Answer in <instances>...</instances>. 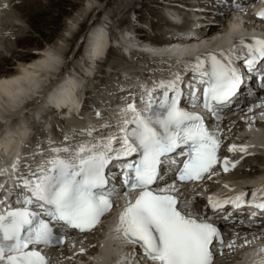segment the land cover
<instances>
[{
  "label": "snow or ice",
  "instance_id": "obj_1",
  "mask_svg": "<svg viewBox=\"0 0 264 264\" xmlns=\"http://www.w3.org/2000/svg\"><path fill=\"white\" fill-rule=\"evenodd\" d=\"M231 7L243 11L239 2ZM258 15L264 19V10ZM252 40L246 44L245 38H239L231 55L221 51L223 60L205 53L186 62L191 64L196 81L187 85L191 89L187 103L193 109L201 107L197 84L204 85L203 109L211 117L221 118V110L231 104L244 83L233 55L243 60L249 73L256 72L264 62V38ZM259 79L264 88V68L259 69ZM180 80L177 75L175 80L160 81L155 88L145 86L139 101L147 105V113L135 99L131 100L121 109L131 118L124 119L122 127L117 126V133L104 136L103 131L90 128L86 135L94 143L76 142L79 134L65 136L62 146L49 142L48 151H41L40 163L18 160L12 165L13 171L20 173L15 199L19 206L0 214V264H52L39 250L41 247L62 245L74 231H93L122 196L127 200L115 231L122 233L127 243L138 245L147 260L154 264H213L215 246L223 243L219 227L201 214L204 210H182L180 189L175 183L160 186L170 172L181 182L202 180L206 175L211 179L219 161L220 132L210 130L202 114L182 106L185 94L178 87ZM94 133L101 138L96 140ZM228 150L246 152V146L232 145ZM21 163L26 171H21ZM229 167L235 165L225 158L224 171ZM245 195L210 196L208 205L219 219L217 213L225 211V205L241 208ZM249 206L264 212V201ZM116 264L133 261L126 252Z\"/></svg>",
  "mask_w": 264,
  "mask_h": 264
},
{
  "label": "bare ground",
  "instance_id": "obj_2",
  "mask_svg": "<svg viewBox=\"0 0 264 264\" xmlns=\"http://www.w3.org/2000/svg\"><path fill=\"white\" fill-rule=\"evenodd\" d=\"M11 1L12 0H0V9L5 10V12L0 10V13H1V15H0V17H1L0 26L7 24L8 28L13 29V27H14L13 24L7 22V20H5V18H4L5 17L4 14L6 13V9L3 7L4 4H8V3L10 4ZM48 1L50 4L54 3L53 2L54 0L53 1L48 0ZM155 1H156L155 4H153V2H154L153 1L152 3H149L148 5L145 6L144 11H146V13L147 12L150 13L151 12L150 8L154 7L153 9H155L159 3H162V4L167 3V0H155ZM173 1L174 2L175 1L176 2H182V3L186 1L185 4L187 6H192L190 8H193V10H192L193 13L190 12V14L196 15L198 13V14H203L204 17L211 16V13L209 12V10H211L212 8H211V6L208 5V2H206L207 0H173ZM191 1H196V3H194L192 5L190 3ZM31 2H39V4L42 7L40 0H17V2L14 3V6L21 9V7H23L24 3H26L25 5L28 6L31 4ZM168 2H171V1H168ZM90 5H93V4L89 3V5H86V6L90 7ZM166 5H168V4H166ZM41 7H39V8H41ZM96 7H98V5H96ZM96 7H92L90 10H88L87 14H85V17H87L88 14H90V11L92 9H95ZM197 8H199V9H197ZM173 9H175V8H171L169 10V12L171 13V11ZM202 9H206V11H202ZM178 10H179V8H178ZM101 14L102 13H99V17L97 18V20L91 24V26H90L91 28L89 27V30L87 31V32L90 31L89 34H87V32H86V34L84 36V47L83 48H84L85 53H84L83 57H81V59H82L81 64L78 63V65H80V66H77L80 69L83 65H85L86 70L92 71L93 68L91 67V65H89L87 63V58L92 60V61L95 60L94 59L95 57L100 56L98 54L97 50L101 49V51H100V53H101L103 50L102 48L105 45L104 36H105V32L107 29H104L105 27L103 28V27L99 26L100 23H97V22H99V18L101 16ZM159 14H158V16H160V17L158 19H160V21L162 23V24L161 23L160 24L162 26H165V27H170L171 23H170V20L168 19V16H167L169 13L165 11V13L160 12ZM203 16H201L200 19H198V20H203L204 19ZM152 18H153V16L150 18L147 17L145 19L147 22L146 26H148V27L150 26V23H151L150 19H152ZM225 18H228V16L223 17V19H225ZM2 19L4 20V22H2L3 21ZM220 19H222V18H220ZM109 20H111V18ZM145 20H143V21H145ZM138 21H140V20H138ZM220 21H222V20H220ZM262 23H263L262 21L251 20L250 25L248 27H249V29H253V30H262L264 28L263 27L264 24H262ZM216 24H217V26H211L208 28L216 27V28H214V30L219 31V32H223L226 24L224 22L223 23H216ZM179 25H182V24H179ZM159 28H161V27H159ZM174 29H176V27H174ZM147 30L148 29L141 32L143 37L149 35ZM234 31H235V29H234ZM74 32L75 31L71 32L67 36L66 40L69 38L71 39L74 35ZM206 35H208V34H206ZM243 35H245V34H243ZM24 36L25 35L18 37L17 40L20 41L21 38ZM119 37H120V43L128 50L129 54L131 56H136L135 58L139 59L138 64L140 67H138V68H141V65H144L143 64L144 56L140 55L139 51H135L132 47L138 41L136 39H132V38L128 37L127 35H124V32L119 33ZM203 37H205V35H203ZM0 38H4V37L0 36ZM157 42H159V41H157ZM206 44H208V42H206ZM57 46L58 45H53V46L45 47V49L43 47L33 49V51H31V52L35 55L30 56L28 54H25L26 57L25 56L24 57L26 59H24V61L20 63V66H18V68H17V66L14 68V70H15L14 73H5V74H2L0 76V166L3 168H7V170L9 171L10 179H6L5 181H6V185H8V183H10V185H12L13 189H11V192H13L15 187H16V184H15L16 180L13 179V176L17 175V172H14L12 169L13 162L10 161V159L13 157V155L11 154V150L14 149V145L16 143L19 142V144L21 145L20 141H22V139H23L22 135L25 136V134L30 130L35 131L34 129L37 125V120L35 117H33V114L36 115V113L38 112V105L40 104V102H43L45 100L44 94H42V95L40 94L41 96L38 99V103L36 105L37 108L33 109L31 111V113L28 112L29 115L23 114V109L30 106V104H31V107L33 105H35L34 99L39 95L40 91H41V93H43V92L47 93L49 91V88L53 86L54 83L49 79L51 76H53L60 69V67H61L60 65L62 64L63 60L65 59L64 55L67 54V51H69V49L64 45L60 44L59 47H57ZM144 46L150 54L151 53L154 54V57L156 59H160L161 56L156 55L155 53L163 54V55H169L173 52L175 55H181L182 54V51L177 50L178 48L166 49L167 46H163L161 48H155V51H154V47L152 45L147 43V44H144ZM9 48H10V50L12 49L13 53H15L17 51L13 47L11 48L9 46ZM78 48H79V53L82 54L81 44H79ZM149 49L151 51H149ZM0 55H2L1 51H0ZM3 55H5V54H3ZM6 56L8 57V55L0 57L1 58L0 63H1V60H4V57H6ZM20 56L22 57L23 55L21 54ZM154 63L155 64L153 66L161 68L160 63H157V62H154ZM103 64H105V62ZM134 68H135V66L132 65V70H134ZM175 68H177V67H175ZM123 69H126V68H121V70H123ZM117 70L118 69L112 68V71L108 70L109 71L108 73H109V75H117L118 74ZM124 72H128V71L124 70ZM162 73H163L162 71H160L159 74L156 73V79L157 80H162L166 76V75H163ZM152 78L155 79V74L152 75ZM71 79H73V77H71ZM73 81H74L73 83H72V80L68 83L70 88H72L73 84L75 86L77 83H79V81L77 79H74ZM80 81H83V80H80ZM122 81L127 83V84H130V85L132 84V82H134V80L131 78V76H129V77L125 76L123 79L120 80V83ZM66 87L67 86L65 85L64 88H62V89L65 91ZM115 88L113 87V88H111V90L115 89ZM107 90H108V88H106L104 92H106ZM63 96H65V98H66L67 94L64 93ZM48 97L51 100L54 99L53 102H55V100H57L58 103L64 102V100L62 99V94L60 93V89H59V91H57V87L55 88L54 91L48 92ZM256 104L259 105L260 107L255 108V110H253V112L248 113L247 115H244L243 116V119H245L244 122H242V121L239 122V126H238V129L240 132L239 136L242 139H244L245 138V132L247 130H250V135L251 136L252 135L259 136V138H260L259 145L262 144L264 146V99H259L256 102ZM104 110H106V111H104ZM114 110H115V108H113L112 104L110 105L109 108L103 106L102 112L106 113L103 116L104 120L109 117V112H111V111L115 112ZM80 112L83 115H85L89 121H93L94 125H97L102 120V119H96L92 113H90L86 110L81 109ZM18 113L20 115V118H17ZM12 119H13V122L11 121L12 123H8V120L10 121ZM29 119H33V121H32L33 122V128L31 126V122L29 121ZM77 119H79L78 116H73L71 114V116L69 118V122H72V123L78 122V124L83 125V121H81L80 119L79 120H77ZM65 121H67V119H65ZM55 122L60 123L61 121L59 119H56ZM39 137H40V139H42V138H44V135L40 133ZM33 149L36 150L37 148L33 147ZM262 151H264V149ZM37 156L41 157V153L39 152ZM36 157H34L32 155V156H30V159L35 161L36 163H38L36 161ZM244 157L242 159H240V161L238 162L240 164H243L242 169L248 163H251V161H253V160L254 161H263L264 160L263 156H261V155H255L254 157H245V158ZM19 167H20V165H19ZM253 167H255V166L253 165ZM257 172H258L257 170H253V173H257ZM240 173H241L240 176H246V175H250L252 172L247 171V172H240ZM235 177L237 178L238 176H234V174H232V172H230V173L226 174V176L223 178V181L227 180V179L230 180V179H233ZM242 183L243 182H239L238 184H242ZM218 185H219V183H211L209 186H210L211 190L212 189L217 190ZM236 186H237V184L231 185L230 187L223 186L222 189L228 190V189H232ZM191 200L195 201L194 205L196 206V209L198 211L204 210V207H202L204 200H201V199L195 198V197L191 198ZM236 226H238L239 228L244 229V230H246L248 228V225L243 224V223L237 224ZM101 233H102V235H100V234L98 235V237L100 238L101 244L97 245V246L96 245L91 246V249L87 250L85 253L87 255H90V254L97 253L99 251V249H101L100 255L107 256L110 258V257H112L113 253H115L116 251H118L122 247V245L121 244H119L118 246L113 245V242L115 241L116 238L113 237L114 235H112L113 232H112L111 228H102ZM244 233H245V231L243 232L242 235H244ZM243 238H250V237H243ZM94 239H89L87 241V244L85 245V247L87 245L94 243ZM254 240H256V239L254 238ZM234 245L237 247L236 248L237 250L235 251L236 254L234 252L233 253H234V255H237V257L233 256L235 258V261L234 262L233 261H230V262L227 261V262H225L226 264H264V259L262 258V254L253 247L254 246L253 242H250L249 244L246 245L245 242L237 240V241H235ZM242 255H243V259H242ZM255 255H256V257H255ZM81 258L84 259V256L82 255ZM222 264H224V261Z\"/></svg>",
  "mask_w": 264,
  "mask_h": 264
},
{
  "label": "rangeland",
  "instance_id": "obj_3",
  "mask_svg": "<svg viewBox=\"0 0 264 264\" xmlns=\"http://www.w3.org/2000/svg\"><path fill=\"white\" fill-rule=\"evenodd\" d=\"M40 1L42 7L39 4V2H31V4L28 6H26L25 5L26 3H24L21 9L14 6V3L17 2V0L11 1L10 6L13 8V10L12 12H10L9 15L11 17H16L20 19L21 26L19 27V29L8 28L7 30L9 31V34L12 31H15L16 34H18L19 32L21 33L22 31L23 35L25 36L22 37L20 41L17 40V38L20 36L14 37L13 39H8V36H5L6 33L3 35L5 36V40L3 38H0L1 48H4L6 42L5 49L4 51H1L2 55H0V57L8 55V57L7 56L4 57V60H1L2 64L0 63L1 66L0 76L5 73H14L15 72L14 68L16 66L18 68V66H20V63L23 62L24 59H26L25 54H28L30 56L35 55L31 52L33 51V49L42 48V47L45 49V47L53 46V45H58L57 47H59L60 44L66 46L69 49V52L67 51V54L64 55L65 59L63 60V62L65 63L68 61V63L72 64L73 66L74 63L77 66H80L78 65V63L81 64L82 59L77 58L78 57L77 54H75V57L72 58V56L69 55V53H71L72 50L74 51L76 45L75 42H78L81 39V35L84 33V31H86L87 27L90 26V21L87 20L85 14H87L88 10H90L92 7H96V4H98V7L101 8L100 10L107 11L104 14L103 13L101 14L99 18V22L97 23L104 22L103 24L105 25L107 24L110 32L112 31V29H115L117 31V30H123L127 27H131L132 29H134L133 24H136L141 28L139 29L140 32L148 29L147 30V32L149 33L148 38H154V37L157 38L159 37L158 30L165 31L168 28L161 25L162 23L160 19H158L160 17L158 16V14L160 12L165 13V11L170 10L171 9L170 4L173 6V8H176V6L172 4L174 3L173 0H167V2L171 1L167 3L169 5H166L165 3L164 4L159 3L157 5L158 7L156 6L155 9H153L154 7L150 8L151 12L150 13L147 12L149 14L148 15L146 11H144L145 10L144 8L146 5L152 3L153 1H154L153 4H155L156 3L155 0L153 1L152 0H54V1L52 0L54 2L53 4H50L48 0H40ZM89 3H92L93 5H90V7L86 6L89 5ZM132 12L134 15L132 14ZM152 16L153 18L150 19L151 23L150 26L148 27L146 26L147 22L145 19L147 17L150 18ZM110 18L111 20L108 23H106V20L108 21ZM3 26L7 28V24H4ZM99 26L102 27V25ZM171 28L172 25H170L168 30H170ZM139 30L137 29V31ZM73 31H75L73 37L71 39L69 38L66 40L67 36ZM9 46L11 48L12 47L15 48L17 51L13 53L12 49L10 50ZM21 54L23 55L22 57L20 56ZM117 54L118 52L116 50L113 49L108 50L106 56L109 57V60H106L107 62L104 61L105 64H100L97 67V69L108 65L109 70L112 68L118 70H120L121 68H126L128 70H132V65H134V63H136L138 59L134 61L125 60L126 61L125 62L117 59L116 58ZM104 71L101 73V75L105 77V80L101 81V84H98L101 87L100 89L101 91H104L106 88L109 89L107 84L113 78L115 79L116 77V75H109L107 71L105 72ZM93 85H95V83H93ZM111 88H113V86H111ZM62 99L64 101L66 99L65 96H63V94H62ZM36 105L37 104L31 107L29 113H31L33 109L37 108ZM29 121L31 122V126L33 128V122H32L33 119H29ZM37 129L38 128L35 127L34 130L36 131ZM247 165L251 166V163H248ZM240 175L241 173L234 174V176H238L237 178L242 177ZM237 178L235 177L230 180L228 179L224 180V182L222 184H219L218 187L221 186L230 187L231 185H234L232 184V182H235ZM231 253L233 254L234 257L235 256L237 257V255H234L233 252ZM234 257L233 259L232 258L229 259L227 257L226 261H224V264H226L225 262L227 261L234 262L235 261Z\"/></svg>",
  "mask_w": 264,
  "mask_h": 264
},
{
  "label": "trees",
  "instance_id": "obj_4",
  "mask_svg": "<svg viewBox=\"0 0 264 264\" xmlns=\"http://www.w3.org/2000/svg\"><path fill=\"white\" fill-rule=\"evenodd\" d=\"M220 189H217V191H219Z\"/></svg>",
  "mask_w": 264,
  "mask_h": 264
}]
</instances>
